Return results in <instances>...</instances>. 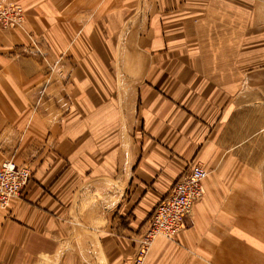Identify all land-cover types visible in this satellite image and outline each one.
Instances as JSON below:
<instances>
[{
	"label": "crops",
	"instance_id": "0c3cea01",
	"mask_svg": "<svg viewBox=\"0 0 264 264\" xmlns=\"http://www.w3.org/2000/svg\"><path fill=\"white\" fill-rule=\"evenodd\" d=\"M1 1L24 24L0 29V164L31 179L0 210V264H137L191 163L203 197L142 264H264L228 216L264 213V0Z\"/></svg>",
	"mask_w": 264,
	"mask_h": 264
},
{
	"label": "built area",
	"instance_id": "2783aa9c",
	"mask_svg": "<svg viewBox=\"0 0 264 264\" xmlns=\"http://www.w3.org/2000/svg\"><path fill=\"white\" fill-rule=\"evenodd\" d=\"M24 23V10L19 4L0 3V28L19 29ZM207 172L200 164L187 166L185 172L175 182L166 196L156 205L151 213L143 240L137 252V264H142L151 242L162 237L174 240L185 227V217L192 207L201 201L202 181ZM31 178L27 167L10 161L0 164V210H6L11 201L20 199L25 186Z\"/></svg>",
	"mask_w": 264,
	"mask_h": 264
},
{
	"label": "rangeland",
	"instance_id": "374dc122",
	"mask_svg": "<svg viewBox=\"0 0 264 264\" xmlns=\"http://www.w3.org/2000/svg\"><path fill=\"white\" fill-rule=\"evenodd\" d=\"M0 3L1 4H17L15 2H2V1ZM0 29L1 30H4V31H9V30L12 31V29H2V28H0ZM6 160H9V159H6ZM6 160H3V161H6ZM174 183L172 184L171 188L173 187ZM171 188L169 189V191L171 190ZM259 209H261V208L259 207ZM228 216L231 217V218H233L234 220H236V219H238L239 221L241 220L242 223H245V224H248L249 225V226H247V228H248V231L247 232H244L245 230H242V233L243 234L244 233L245 234H247V233L248 234L249 233H254L256 237L259 236L262 239V241L264 242V213H262V212H259V213H247V214H244L243 213V214H240V215L239 214L238 215L236 214V215H228ZM250 224L253 225V228L252 229H250ZM226 238H227L226 239V245L228 244V247L226 246V248H225V250H226V253L225 254L232 253L230 251H233L236 248V246H237L236 245V243H237V241H236V235L233 234V230L232 229L229 230V232H227ZM220 253H222V252H220ZM226 256L227 255H225V256L222 255L221 257H223V258H221V259H224ZM37 264H46V263L39 262ZM48 264H57V263L50 262ZM225 264H230V263H229L228 260H226V263Z\"/></svg>",
	"mask_w": 264,
	"mask_h": 264
},
{
	"label": "bare ground",
	"instance_id": "6f19581e",
	"mask_svg": "<svg viewBox=\"0 0 264 264\" xmlns=\"http://www.w3.org/2000/svg\"><path fill=\"white\" fill-rule=\"evenodd\" d=\"M21 28H22V27H21ZM21 28H19V29H21ZM6 161L13 162V161H12V160H10V159H9V160H6ZM4 162H5V161H4ZM13 163H14V162H13ZM30 179H31V178H30ZM205 179H206V178H205ZM205 179H204V180H205ZM204 180L202 181V183L204 182ZM27 184H28V183H27ZM174 184H175V183H174ZM26 186H27V185H26ZM26 186H25V187H26ZM201 191H202V184H201Z\"/></svg>",
	"mask_w": 264,
	"mask_h": 264
}]
</instances>
